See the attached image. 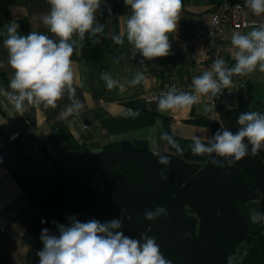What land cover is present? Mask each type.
<instances>
[{
  "label": "trees",
  "instance_id": "trees-1",
  "mask_svg": "<svg viewBox=\"0 0 264 264\" xmlns=\"http://www.w3.org/2000/svg\"><path fill=\"white\" fill-rule=\"evenodd\" d=\"M112 5L115 9V0ZM2 9L6 25L11 20L7 8ZM15 22L20 25L21 35L29 33L26 19ZM4 31L3 26L2 41ZM102 56L96 36L89 38L86 34L81 59L92 62ZM259 86L252 82L242 84L236 108H228L220 95L215 100L219 119L199 117L194 122L209 126L210 138L220 128L236 132L239 114L262 113L261 101L255 99ZM60 131L76 162L73 170L64 171L42 146L53 175L30 189L7 165L28 200L38 208L21 235L33 249L26 264L39 262L36 253L43 247L42 229L59 235L53 222L68 224V218L73 216L82 222L96 219L101 223L122 217L120 230L125 235L138 239L147 233L155 237L172 264H264V224L251 223L247 208L248 201H264V149L232 167H221L212 164L208 156L193 155L194 140L173 135L167 126L164 133L172 136L183 153L166 141L167 150H152L145 140L114 141L90 152L66 128L62 126ZM157 152L169 158L168 167L158 162ZM162 173L168 176L167 181L161 178ZM156 207H164L167 215L147 220L145 211Z\"/></svg>",
  "mask_w": 264,
  "mask_h": 264
},
{
  "label": "crops",
  "instance_id": "crops-1",
  "mask_svg": "<svg viewBox=\"0 0 264 264\" xmlns=\"http://www.w3.org/2000/svg\"><path fill=\"white\" fill-rule=\"evenodd\" d=\"M217 2L183 0L177 30L170 34L172 55L145 60L141 65L138 61L142 57L137 54L135 59L132 58L131 46L126 39L123 45H117L112 40L114 35L125 33V21L130 15V8L125 6L123 0H115L113 9L112 0H107L111 15L103 4L97 14V22L104 25L103 33L96 35V42L103 49L102 58L92 62L82 60V41H78L72 56L74 87L84 108L78 115L66 119L59 114L70 103L67 96L58 101L55 109H45L41 105L29 107L23 115L15 111L5 95L13 70L7 63L8 51L0 40V264H26L27 255L33 249L22 240L21 235L38 212L37 206L28 200L9 167L30 189L40 186L47 177L53 175L52 168L41 152L42 146L64 171L76 168L60 127L66 128L90 152L120 140H145L152 150L165 151L166 144L160 137L166 126L179 138L194 140L200 136L202 141L210 138V127L194 120L199 117L218 120L216 98L202 97L190 109L160 113L157 111V102L146 103L143 95L166 81H175L181 86L180 91L192 90L193 77L202 75L206 70L204 40L209 27V13ZM3 6L7 8L11 21L26 19L29 32L39 31L51 35L41 22V17L50 8L47 0H0V34L6 23ZM251 29H234L229 25L224 27V58L235 64L232 34L247 33ZM103 72L110 73L123 84L124 91L119 87L107 90L101 79ZM138 72H142L146 79L132 87L129 81ZM246 82L260 85L255 99L261 101L260 107L264 113V73L258 69L244 77L233 76L232 85L221 94L226 106H239V89ZM209 108L211 110H206ZM128 109L138 111L139 115L126 116ZM157 120L162 122L160 126Z\"/></svg>",
  "mask_w": 264,
  "mask_h": 264
},
{
  "label": "clouds",
  "instance_id": "clouds-1",
  "mask_svg": "<svg viewBox=\"0 0 264 264\" xmlns=\"http://www.w3.org/2000/svg\"><path fill=\"white\" fill-rule=\"evenodd\" d=\"M123 2L131 12L125 21V33L114 35L113 42L123 45L126 39L131 46L132 58L135 59L137 54L142 57L138 61L141 65L145 60L172 55L170 34L177 30L183 0ZM47 3L50 8L41 17V22L51 35L39 31L21 35L18 32L20 25L15 21L4 25L3 44L8 51L7 63L13 70L5 95L20 115L29 107L42 105L45 109H55L58 101L67 96L70 103L59 114L66 119L78 115L84 108L74 87L72 56L76 45L85 39L86 34L91 38L103 33L104 25L97 22V14L102 4L109 15L111 8L107 0H47ZM245 6L256 16L264 14V0H245ZM231 45L235 49L234 66L229 67L223 58L214 59L210 70L193 77L191 91H180L173 86L162 93L157 101V111L190 109L202 97L218 98L232 85L233 76L244 77L257 69L264 73V23L253 26L247 33L234 32ZM101 79L107 90L119 87L124 91V85L110 73H101ZM145 79V75L138 72L129 85L135 87ZM125 115L138 116L139 112L128 109ZM161 123L157 120L158 126ZM237 124L236 132L220 128L207 139V143L200 136L195 137L191 145L192 154L208 156L212 164L221 167H232L249 154L258 155L264 149V113L242 112ZM160 139L183 153L168 133H163ZM156 155L159 163L165 167L170 165L167 156L159 152ZM161 178L167 181L168 176L162 173ZM165 215L164 207L144 213L150 221ZM249 219L253 224H264V212L252 209ZM68 220V224L53 222L59 235L50 233L47 228L42 229L40 240L43 247L36 253L38 264H172L161 252L155 237L147 233H142L138 239L125 235L120 230L122 217L103 223L96 219L82 222L75 216Z\"/></svg>",
  "mask_w": 264,
  "mask_h": 264
},
{
  "label": "built area",
  "instance_id": "built-area-1",
  "mask_svg": "<svg viewBox=\"0 0 264 264\" xmlns=\"http://www.w3.org/2000/svg\"><path fill=\"white\" fill-rule=\"evenodd\" d=\"M261 23H264V14L260 16L254 15L242 0H218L209 13V27L204 40L206 70L211 69L212 62L216 58H223L229 67L235 65L232 61L224 58L222 54L226 41L224 35V27L226 25L234 29H245ZM173 86L178 90L181 88L175 81H166L159 87L145 93L143 99L146 103L157 102L161 94L167 92ZM188 86L189 84H187ZM83 127L86 128L87 125H83Z\"/></svg>",
  "mask_w": 264,
  "mask_h": 264
},
{
  "label": "rangeland",
  "instance_id": "rangeland-1",
  "mask_svg": "<svg viewBox=\"0 0 264 264\" xmlns=\"http://www.w3.org/2000/svg\"><path fill=\"white\" fill-rule=\"evenodd\" d=\"M247 208L249 210V213L252 209H256L257 211L264 212V201L261 200L248 201Z\"/></svg>",
  "mask_w": 264,
  "mask_h": 264
}]
</instances>
